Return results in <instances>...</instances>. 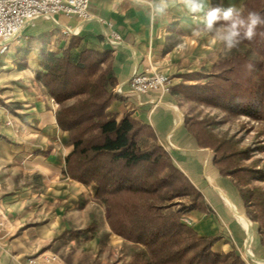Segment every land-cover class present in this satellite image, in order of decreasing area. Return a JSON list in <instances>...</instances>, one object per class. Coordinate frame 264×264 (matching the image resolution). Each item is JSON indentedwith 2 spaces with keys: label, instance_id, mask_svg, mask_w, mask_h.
<instances>
[{
  "label": "crops",
  "instance_id": "crops-1",
  "mask_svg": "<svg viewBox=\"0 0 264 264\" xmlns=\"http://www.w3.org/2000/svg\"><path fill=\"white\" fill-rule=\"evenodd\" d=\"M243 1L224 3L241 9ZM90 8L94 17L89 20L61 13L38 17L0 53V204L12 223L0 235V264H21L40 251L57 253L65 264L129 259L119 250L132 242L110 229L94 184L65 173V156L73 145L57 124L59 103L39 80L48 70V53L68 50L76 60L86 49L101 54L106 89L114 94L109 115L116 121L128 115L142 127L137 145H160L201 193L205 209L187 212L186 224L199 236L218 234L213 251L236 250L249 264H264L256 223L245 216L238 191L219 172L211 147L199 143L186 121L192 113L185 105L192 101L174 89L210 75L229 50L216 35L223 29L193 35L197 22L177 5L155 19L140 0H90ZM111 29L120 34L119 41L112 42ZM148 70L166 73L170 91H131L130 76Z\"/></svg>",
  "mask_w": 264,
  "mask_h": 264
},
{
  "label": "trees",
  "instance_id": "trees-1",
  "mask_svg": "<svg viewBox=\"0 0 264 264\" xmlns=\"http://www.w3.org/2000/svg\"><path fill=\"white\" fill-rule=\"evenodd\" d=\"M239 10L244 17L250 11L264 15V0H244ZM256 32L220 56L204 80L181 82L175 91L195 103L264 120V27ZM101 58L90 49L76 60L68 50L48 53V70L39 80L59 103L56 121L73 145L65 173L94 184L110 229L134 245L128 264H249L236 250L213 251L218 234L199 236L181 220L190 210L205 209L203 197L160 145H137L142 127L128 115L119 121L109 115L114 94L106 89ZM185 119L199 143L211 147L214 163L233 182L264 244V191L249 186L264 178V169L241 163L248 149L217 137L204 117Z\"/></svg>",
  "mask_w": 264,
  "mask_h": 264
},
{
  "label": "built area",
  "instance_id": "built-area-1",
  "mask_svg": "<svg viewBox=\"0 0 264 264\" xmlns=\"http://www.w3.org/2000/svg\"><path fill=\"white\" fill-rule=\"evenodd\" d=\"M74 16L80 20L94 17L90 0H0V53L5 51L11 39L16 37L25 25L38 17H53L56 14ZM110 24V23H109ZM112 42L121 39L114 29L110 30ZM131 91L143 93L149 90L168 92L171 80L168 75L158 70L133 73L128 79ZM1 110V105H0ZM182 220L187 223L185 216ZM7 212L0 204V235L7 234L11 228ZM21 264H65L55 252L43 251L25 257Z\"/></svg>",
  "mask_w": 264,
  "mask_h": 264
},
{
  "label": "clouds",
  "instance_id": "clouds-1",
  "mask_svg": "<svg viewBox=\"0 0 264 264\" xmlns=\"http://www.w3.org/2000/svg\"><path fill=\"white\" fill-rule=\"evenodd\" d=\"M147 3L150 8V15L156 16L167 14L170 5H177L178 10L192 16L194 24L193 35L200 31L213 32L219 28L223 31H216L218 39L225 48L231 50L240 45L244 40L251 41L256 36L257 28L264 27V15L250 11L247 17L234 5H225L224 0H219L215 6L211 0H140Z\"/></svg>",
  "mask_w": 264,
  "mask_h": 264
},
{
  "label": "rangeland",
  "instance_id": "rangeland-1",
  "mask_svg": "<svg viewBox=\"0 0 264 264\" xmlns=\"http://www.w3.org/2000/svg\"><path fill=\"white\" fill-rule=\"evenodd\" d=\"M29 25L30 24L26 25L23 29H25ZM23 29L20 32L23 33ZM18 37L19 36L17 35L13 39H11L8 44L14 43ZM71 99L72 102L74 99ZM68 100L66 101V103H71L68 102ZM185 109L189 110L192 113L191 117H204L207 120V127L217 137L228 139L229 142L237 148L248 149L247 155L241 156L239 160L241 163L250 165L253 168L264 169V120L260 118H251L245 114H230L222 109L195 103L193 101L188 102L185 105ZM249 186L258 187L264 191V178L252 179L249 183ZM120 246L121 247L119 253H127L131 256V253L134 249L133 243L129 244L124 242ZM129 259L127 260V262L122 259L118 264H128ZM247 262L250 263L249 261Z\"/></svg>",
  "mask_w": 264,
  "mask_h": 264
}]
</instances>
